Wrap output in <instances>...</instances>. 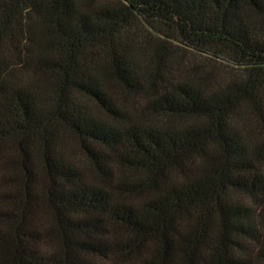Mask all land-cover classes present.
<instances>
[{
	"label": "trees",
	"instance_id": "1",
	"mask_svg": "<svg viewBox=\"0 0 264 264\" xmlns=\"http://www.w3.org/2000/svg\"><path fill=\"white\" fill-rule=\"evenodd\" d=\"M0 264H264V0H0Z\"/></svg>",
	"mask_w": 264,
	"mask_h": 264
}]
</instances>
